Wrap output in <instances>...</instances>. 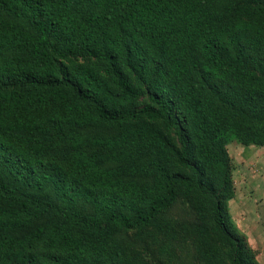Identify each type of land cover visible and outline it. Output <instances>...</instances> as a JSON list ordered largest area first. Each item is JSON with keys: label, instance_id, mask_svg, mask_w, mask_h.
I'll list each match as a JSON object with an SVG mask.
<instances>
[{"label": "trees", "instance_id": "1", "mask_svg": "<svg viewBox=\"0 0 264 264\" xmlns=\"http://www.w3.org/2000/svg\"><path fill=\"white\" fill-rule=\"evenodd\" d=\"M255 3L0 0V264H129L116 235L179 197L206 264H221L209 242L223 264H254L213 173H228L227 124L264 122L248 86L264 36L243 28Z\"/></svg>", "mask_w": 264, "mask_h": 264}, {"label": "rangeland", "instance_id": "2", "mask_svg": "<svg viewBox=\"0 0 264 264\" xmlns=\"http://www.w3.org/2000/svg\"><path fill=\"white\" fill-rule=\"evenodd\" d=\"M243 28L264 36V0H256L252 16L245 21ZM74 61L95 64L102 70L101 64L92 59L78 58ZM214 75L230 80L223 71H216ZM257 78L248 86L264 97V75L257 73ZM179 114L184 117L180 110ZM234 122L227 124L222 136L228 173L221 180L213 173V181L218 187L229 228L244 238L252 262L264 264V122H245L238 118ZM184 125L188 128L186 118ZM79 132L84 137L104 134L98 125L84 127ZM170 137L177 143L173 134ZM106 165H111V162ZM80 207L92 211L86 203H80ZM198 225L191 203L179 197L145 230L120 232L116 238L126 249L129 264H206L202 258L203 240L196 231ZM209 243L216 261L223 264V250L214 242Z\"/></svg>", "mask_w": 264, "mask_h": 264}]
</instances>
